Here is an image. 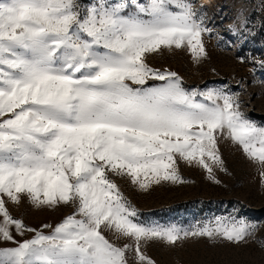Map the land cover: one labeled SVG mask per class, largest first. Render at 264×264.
<instances>
[{"label":"snow or ice","instance_id":"1","mask_svg":"<svg viewBox=\"0 0 264 264\" xmlns=\"http://www.w3.org/2000/svg\"><path fill=\"white\" fill-rule=\"evenodd\" d=\"M253 12L264 13V0ZM210 22L195 0H0V264H156L142 250L149 243L253 236L258 225L234 216L193 228L142 220L113 179L142 191L182 184L180 160L215 180L214 166L226 171L221 139L264 166V125L245 114L239 92L188 90L148 62L186 49L200 63L205 36L243 47L264 31L243 8L227 35ZM247 59L251 82L264 83L255 76L264 59ZM24 204L73 211L34 228L9 207Z\"/></svg>","mask_w":264,"mask_h":264},{"label":"rangeland","instance_id":"2","mask_svg":"<svg viewBox=\"0 0 264 264\" xmlns=\"http://www.w3.org/2000/svg\"><path fill=\"white\" fill-rule=\"evenodd\" d=\"M195 3L197 7L208 9L209 16L215 19V24L210 22L209 26L222 35H227L225 30L242 8L254 16L257 24L264 19V13L256 15L253 12L258 11L259 0H195ZM205 44L209 55L200 63H196L186 49L151 55L148 62L160 70L176 72L188 90L232 88L240 93L245 114L258 125H264V83L251 82L253 65L247 59L250 56L264 59V31H258L243 47L239 44L224 47L216 35L205 36ZM240 56L246 57L244 63L238 59ZM255 76L264 79L259 70ZM241 80L243 87L239 83ZM153 83L157 82L149 81V84ZM219 147L226 169L213 167L215 180L219 183L210 178L204 168L180 160L179 172L186 181L182 184L162 182L142 191L127 178L113 177L142 220L150 219L163 226L175 224L193 228L215 223L217 218L234 216L237 220L243 218L258 225L253 236L240 245L220 240L213 242L207 238L189 239L175 247L164 242L149 243L142 250L156 264H264V177L261 175L264 166L249 159L239 145L230 141L221 139ZM9 207L14 216L23 218L34 228L56 225L73 211L70 207L37 209L28 204ZM24 238H31V234Z\"/></svg>","mask_w":264,"mask_h":264}]
</instances>
